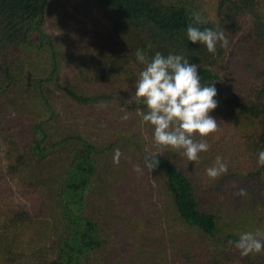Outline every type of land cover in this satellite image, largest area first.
I'll return each mask as SVG.
<instances>
[{
  "label": "trees",
  "instance_id": "1",
  "mask_svg": "<svg viewBox=\"0 0 264 264\" xmlns=\"http://www.w3.org/2000/svg\"><path fill=\"white\" fill-rule=\"evenodd\" d=\"M193 11L227 48L188 41ZM235 38L249 68L236 85ZM137 49L183 55L215 84L219 127L197 161L153 143L130 96ZM0 144L21 195L0 199V264H264L228 244L264 233V0H0ZM152 152L159 166L136 173ZM218 155L228 170L210 179Z\"/></svg>",
  "mask_w": 264,
  "mask_h": 264
},
{
  "label": "clouds",
  "instance_id": "2",
  "mask_svg": "<svg viewBox=\"0 0 264 264\" xmlns=\"http://www.w3.org/2000/svg\"><path fill=\"white\" fill-rule=\"evenodd\" d=\"M186 35L192 44H201L207 51L215 54L217 44L227 48L229 41L222 29H201L197 25L206 24L200 11H193L189 17ZM149 48L151 45L148 46ZM135 59L144 65L134 84V92L130 96L135 102L146 106V111L138 114L142 121L153 126V143L160 148L179 151L188 161H197L201 152L209 150L206 137L218 130L219 123L210 115L218 107L215 84L204 86L199 75V66L190 63L183 55L168 54L164 56L156 52L150 60L142 49H137ZM125 113L121 120H127ZM122 153L117 148L114 151L113 163L119 165ZM160 153L152 152L144 157L143 167L134 166V171L143 173L159 166ZM258 167H264V150L258 152ZM227 164L221 156H217L215 164L206 169L210 179H216L227 173ZM241 189L239 195H243ZM241 257L264 251V233L244 232L238 241H228Z\"/></svg>",
  "mask_w": 264,
  "mask_h": 264
},
{
  "label": "rangeland",
  "instance_id": "3",
  "mask_svg": "<svg viewBox=\"0 0 264 264\" xmlns=\"http://www.w3.org/2000/svg\"><path fill=\"white\" fill-rule=\"evenodd\" d=\"M93 20H94V18H93ZM96 21H97V19H96ZM48 31L51 32V29L49 27H48ZM238 44H239V40H238V38H235L233 40V43L231 44V46L228 48V50L225 54V57H224L225 63H229L231 65V75L230 76L235 80V82H236V83H234L235 85L237 84L238 81H240L241 73L243 72V74H244L249 69V68L245 67L246 59L239 52V50L237 48ZM221 77L226 82L228 87L231 88V90L233 92L238 91L237 88H233L234 87L233 84L231 85L227 81V75H225L223 73V74H221ZM123 98L128 99L127 96H123ZM0 149H2L1 144H0ZM3 166H4V162L2 161V163L0 164V199L8 197L9 195H12L13 198L19 197L21 199L20 193L12 186V184L7 180V178L4 177ZM2 186L6 187V188H3Z\"/></svg>",
  "mask_w": 264,
  "mask_h": 264
}]
</instances>
